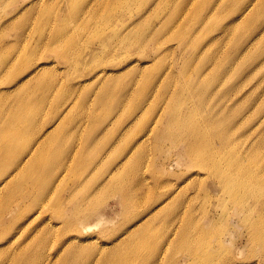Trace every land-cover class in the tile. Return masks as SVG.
Returning <instances> with one entry per match:
<instances>
[{
    "label": "rangeland",
    "instance_id": "obj_1",
    "mask_svg": "<svg viewBox=\"0 0 264 264\" xmlns=\"http://www.w3.org/2000/svg\"><path fill=\"white\" fill-rule=\"evenodd\" d=\"M46 1L0 7V126L8 123L15 145L8 174L33 153L13 188L0 192V264H264V245L253 240L236 202L213 193L212 168L190 160L182 140L161 124L166 105L184 97L181 116L197 120L207 142L196 141L198 157L213 154L227 136L226 151L264 176V0H137L116 20L114 27L141 18L121 48L76 73L80 46L70 44L82 45L76 28L83 20L68 16L92 0ZM54 19L60 31L69 25L62 32L69 38L51 41ZM214 59L229 68L218 82ZM102 69L107 80L97 84ZM98 86L107 91L104 102ZM108 167L119 169L124 190L102 181ZM42 186L50 188L40 198ZM255 207L252 217L262 213L264 231V203ZM188 221L201 228L196 257L180 243L169 246ZM230 228L234 244H210Z\"/></svg>",
    "mask_w": 264,
    "mask_h": 264
},
{
    "label": "bare ground",
    "instance_id": "obj_2",
    "mask_svg": "<svg viewBox=\"0 0 264 264\" xmlns=\"http://www.w3.org/2000/svg\"><path fill=\"white\" fill-rule=\"evenodd\" d=\"M49 1L51 0H48L46 2ZM55 1H63L62 3L68 6L74 5L75 3V0ZM135 1L137 0H92L87 9H84L83 11L81 10L79 12L73 9L69 13V20H83V23L78 25V27L76 28L82 33V45L80 43L70 44V46H73L74 49H77L80 46L78 61L72 63V67L75 73L85 69V67L87 66L92 67L96 63L98 64L102 61H105V59L109 60L113 54V51H115V49L121 48V45L126 42V37L132 34L134 30L138 27L139 23L141 22V18L140 20L136 21L133 19V17H130L129 20L125 22V24L121 23L120 25H117V27L114 26L116 25L117 19H125L127 13L129 12L132 4ZM151 1L155 2L156 0ZM3 2H5V0H0V7L3 6ZM33 12L35 11H31L30 13ZM4 14L8 13L4 12ZM45 14L47 16L44 19L47 23L50 18V15H48V13ZM182 14L183 11H179V13H173L170 16L168 22H175L178 19L179 15L181 16ZM54 20L55 21L50 29V33L52 35L51 41L57 43V41L61 42L63 40L65 34H63L62 32H66L65 28H68L69 25L66 24L65 28L60 31V24L57 23V19ZM27 23L29 22L25 21L24 26L27 25ZM158 33L159 31L155 32V34ZM72 34L73 36H76V34H74V31ZM105 36V40L95 39V37L102 39L105 38ZM65 38H69V36H66ZM181 40L182 42H185L187 44V39L185 37L181 36ZM4 44V41L0 40V49ZM66 50H68V53L70 54L71 49L67 48ZM214 64L216 68H219V70L214 75V81L218 82L228 75L227 73L229 72V68L223 65L222 62L217 61L216 59H214ZM103 70L104 69H102L100 75L97 77L95 83L98 84V82L103 81V79H105V81L107 80V77L105 76V73H103ZM77 82L81 83L82 80H79ZM98 87L102 88V90H100L101 92L98 94L97 100L104 102L106 100L104 98V93H107V91L104 90L101 86ZM84 88H86V86H84ZM65 96L66 95L61 96L60 98L63 99ZM22 105L24 107L23 110L28 112L27 104ZM185 105L186 101L184 97H180V99H174L166 105V116L161 121V124H164V130H173L171 138H173L175 141H177L178 138L179 140H182L183 144H185V147L187 149L186 151L190 160L199 162L200 165L202 164L204 168H212V172L215 176L211 182L213 186V193L216 195L221 193V197L224 198V200L230 198L231 200L236 202V208L241 213L240 220L244 222L247 226L251 225L250 233L252 238H254L253 240L255 241V243H262L264 245V231L261 230L260 225L262 222V217H260L262 213H258L256 217H252V214L257 209L255 205L260 202L264 203V176L253 173V171L259 169L251 168V165H245L243 162L242 155L239 157L238 155H231L226 151L228 149V147L226 146L228 139L227 136H223L217 141L216 144L219 146V148H215L213 154H209L203 159L198 157L197 151L199 150V148L197 147L196 141H200L203 143L207 142L204 135H202V133L200 132V126L198 121L195 119L188 120L186 118V115L181 116L182 113H185V111H183V107H185ZM191 111L192 108H190V111L188 113H190ZM183 132H187L188 134L179 135ZM46 137L47 136H43L42 139H40L37 143V148H40L41 151L43 144L47 141ZM58 142L59 138H56V143ZM87 142L89 141L87 140ZM0 143L4 145L0 148V176L1 174L6 173V176L1 179L0 182L1 192L8 191L9 188H13L15 180L22 173L24 167L28 166L31 162H33V153L29 151L25 157L20 159L18 163L15 162L14 170L10 174H8L7 158L8 154H10L15 145L8 143V123L5 120L2 121V126H0ZM176 143L177 145H179L178 142ZM72 158L73 157H70V162L72 161ZM196 166L197 165L195 164H190L189 169L196 168ZM118 170L119 169L113 170L108 167L105 171V176L102 181L107 182L106 186L108 185V187L111 189L115 188L124 190L122 184H120ZM58 178H56V180ZM55 183V180L53 182L51 180V185L53 184L52 187L55 186ZM14 187H16V185H14ZM49 188V186H42L38 188L36 191L37 195H39L40 198H43ZM246 197L251 198V205H245L243 203V200ZM30 207L31 210L37 208L33 204L30 205ZM211 217L212 216H210L208 220H210ZM28 219L29 217L27 218V220ZM172 225H174V221L172 222ZM224 228L225 223L221 221L220 225H218V229ZM182 230L183 231L181 233L176 232L175 234H173L169 246H172L174 244L173 248H175L176 244L180 243V245L184 246L186 250L192 254V256L196 257L199 250L196 240L198 238V232L201 230V228L195 226L194 224H192V222L188 221L184 222ZM5 231L6 230L3 229L2 231H0V233H3ZM190 231L194 232L193 241H189V239L192 237ZM234 235V231L232 230V228H230L221 239H218L217 241L210 240V244L212 245L213 243H216L218 248H223L224 243L234 244ZM48 239L49 238L47 236L41 238V247L44 248L47 246ZM28 252L29 249H25L24 255H27ZM104 259L105 261H108L110 259V255L106 256Z\"/></svg>",
    "mask_w": 264,
    "mask_h": 264
}]
</instances>
